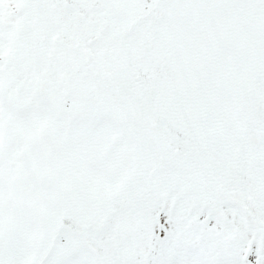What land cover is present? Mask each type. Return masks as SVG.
I'll return each mask as SVG.
<instances>
[{
  "label": "snow or ice",
  "instance_id": "6c2138e0",
  "mask_svg": "<svg viewBox=\"0 0 264 264\" xmlns=\"http://www.w3.org/2000/svg\"><path fill=\"white\" fill-rule=\"evenodd\" d=\"M0 264H264V0H0Z\"/></svg>",
  "mask_w": 264,
  "mask_h": 264
}]
</instances>
